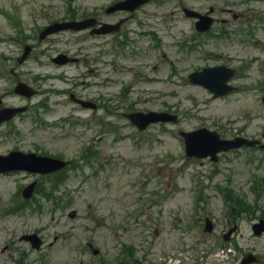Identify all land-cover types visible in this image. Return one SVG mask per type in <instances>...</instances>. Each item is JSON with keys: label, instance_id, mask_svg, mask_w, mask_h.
<instances>
[{"label": "rangeland", "instance_id": "rangeland-1", "mask_svg": "<svg viewBox=\"0 0 264 264\" xmlns=\"http://www.w3.org/2000/svg\"><path fill=\"white\" fill-rule=\"evenodd\" d=\"M113 1L0 0V66L4 57L20 53V29L27 34L24 27L32 29L34 23L79 17ZM181 5L216 7L218 18L228 20L217 28L229 31L231 39L207 37L203 44L193 40V23L176 12ZM225 9L242 16H226ZM144 10H150V62L146 37L133 36L136 42L124 48L102 40L100 47L92 45L97 39L88 46L90 39L78 42V33L65 31L41 44L46 53L38 52L40 62L60 50L81 57L86 52L103 55L92 64L87 59L55 67L31 59L18 67L25 79L30 76L22 75L25 68L48 74L51 78L42 85L50 91L32 98L34 107L28 113L0 126V154L11 149L62 154L80 166L64 174L61 191L54 192L63 204L45 201L25 209L18 208L22 198L15 193L33 176L0 174V264H17L19 258L28 264H92L101 259L113 264L121 247L139 264H236L247 252L256 253L264 264V233L253 234L251 217H244L235 233L239 249L218 246L235 223L226 203L232 190L251 203L255 198L250 186L264 175V151L241 148L220 154L216 162L196 159L185 155L178 134L207 127L224 138L244 135L264 141V1L159 0ZM240 60V72L231 80L239 88L225 96L213 98L187 79L201 67H234ZM146 62L150 68L145 69ZM89 68H99L100 75L96 70L88 73ZM13 78L0 76L2 104L26 103L7 90L13 88ZM74 81L80 92L100 91L107 98L106 108L93 112L74 107L65 93ZM86 82L96 83L91 91ZM129 84L133 87L122 94ZM42 100L47 108L37 106ZM136 110L169 111L180 121L138 131L124 117ZM83 148L97 155L91 164L79 161ZM41 184L48 186L49 178ZM37 199L44 203L41 196ZM257 204L264 209V191ZM71 210L74 217L69 216ZM205 217L213 221L212 233L204 231ZM32 233L40 239L37 248L22 238ZM176 257L181 262L174 261Z\"/></svg>", "mask_w": 264, "mask_h": 264}, {"label": "water", "instance_id": "water-1", "mask_svg": "<svg viewBox=\"0 0 264 264\" xmlns=\"http://www.w3.org/2000/svg\"><path fill=\"white\" fill-rule=\"evenodd\" d=\"M145 0H129L128 3H132L134 5L144 2ZM120 5L113 7L112 9L119 8ZM202 25L200 29L208 28L210 25L209 20H202L199 22ZM71 26L70 24H55L49 28H47L44 34L49 32H53L65 27ZM77 28V27H76ZM232 75V71H228V69L221 68H208L204 69L201 72H195L190 75V79L193 82H198L208 87L213 93L214 96L222 95L231 89L230 86L226 84L227 79ZM17 92L30 95V92H26V89L23 85H18L16 88ZM21 110V109H19ZM15 109H6L0 112V121L6 118L11 117L16 111ZM130 120L136 124L139 128H144L148 123L155 121H176L177 118L174 115H170L167 113H154L150 112L147 114L144 113H134L128 115ZM185 138L186 143V152L187 155H195L197 157H204L210 155L213 160H215L216 153L222 150H228L230 148L239 147L242 144H252L243 138H236L234 140H221L219 135L216 132L208 131L205 128L198 129L193 132H182L181 133ZM5 161V164H1L0 169H27L30 171H37L41 173L50 172L56 170L65 165V162H61L56 159H51L48 157H40L34 154H21L18 152H12L7 157H1L0 161ZM34 188V183L28 186L24 194L25 196H30L32 190ZM210 229V228H208ZM264 228L259 229L260 232ZM27 239H32V236L26 237ZM254 258L249 256L244 259L241 264H247L250 261H253Z\"/></svg>", "mask_w": 264, "mask_h": 264}, {"label": "flooded vegetation", "instance_id": "flooded-vegetation-1", "mask_svg": "<svg viewBox=\"0 0 264 264\" xmlns=\"http://www.w3.org/2000/svg\"><path fill=\"white\" fill-rule=\"evenodd\" d=\"M150 3V2H149ZM141 8V7H140ZM139 8L130 12V11H118L113 14H106L103 18L99 15L97 16L98 22H108V23H118L119 29L116 33L112 35H118L119 38H124L126 32H129L132 28H134V24L137 22H142L137 17V12H139ZM143 15L148 16L150 18V13L143 12ZM111 35V34H110Z\"/></svg>", "mask_w": 264, "mask_h": 264}]
</instances>
